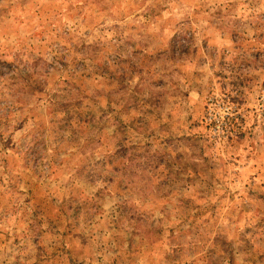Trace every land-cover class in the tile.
I'll return each instance as SVG.
<instances>
[{"label":"rangeland","instance_id":"rangeland-1","mask_svg":"<svg viewBox=\"0 0 264 264\" xmlns=\"http://www.w3.org/2000/svg\"><path fill=\"white\" fill-rule=\"evenodd\" d=\"M0 264H264V0H0Z\"/></svg>","mask_w":264,"mask_h":264}]
</instances>
